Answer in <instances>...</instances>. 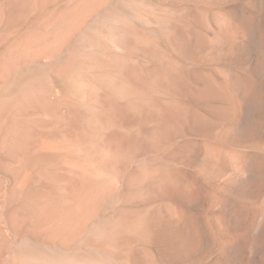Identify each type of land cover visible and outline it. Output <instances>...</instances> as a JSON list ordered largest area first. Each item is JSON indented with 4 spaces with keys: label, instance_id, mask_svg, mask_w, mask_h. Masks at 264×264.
Returning <instances> with one entry per match:
<instances>
[{
    "label": "rangeland",
    "instance_id": "1",
    "mask_svg": "<svg viewBox=\"0 0 264 264\" xmlns=\"http://www.w3.org/2000/svg\"><path fill=\"white\" fill-rule=\"evenodd\" d=\"M54 254L264 264V0H0V264Z\"/></svg>",
    "mask_w": 264,
    "mask_h": 264
},
{
    "label": "bare ground",
    "instance_id": "2",
    "mask_svg": "<svg viewBox=\"0 0 264 264\" xmlns=\"http://www.w3.org/2000/svg\"><path fill=\"white\" fill-rule=\"evenodd\" d=\"M10 31V30H9ZM3 33V32H2ZM32 33H33V31H32ZM24 34H26V33H24ZM34 34V33H33ZM30 35H32V34H30ZM9 36V35H8ZM8 38V37H7ZM55 38V37H54ZM21 43H23V42H21ZM25 43V42H24ZM17 44V43H16ZM16 44H15V46H16ZM18 45V44H17ZM47 45V44H46ZM9 46H11V44L9 45ZM8 46V47H9ZM19 46H20V44H19ZM11 48V47H10ZM18 49V48H17ZM4 54V53H3ZM21 60V59H20ZM22 62V61H21ZM10 66V65H9ZM10 72V71H9ZM40 83V82H39ZM45 85V84H44ZM35 88V87H34ZM31 91V90H30ZM37 91V90H36ZM33 92V91H32ZM38 97V96H37ZM22 115V114H21ZM25 116V115H24ZM53 126V125H52ZM38 145V144H37ZM97 151H98V149H97ZM4 152V151H3ZM9 158V157H8ZM2 161V160H1ZM4 162V161H3ZM94 174V173H93ZM76 200H77V198H76ZM76 202V201H75ZM84 202V201H83ZM83 204V203H82ZM82 206V205H81ZM85 207V206H84ZM11 210V209H10ZM9 210V211H10ZM79 210V209H78ZM33 211V210H32ZM8 212V211H7ZM15 212V211H14ZM9 214H10V212H8ZM16 213V212H15ZM12 214V213H11ZM79 214V213H78ZM8 216V215H7ZM12 217V216H11ZM13 217L16 219V217H15V215H13ZM9 218H10V215H9ZM14 219V220H15ZM10 221H12L11 219H10ZM9 224V223H8ZM23 226V225H22ZM22 229H23V227H22ZM16 233V232H15ZM15 246V245H14ZM17 246V245H16ZM19 246H20V244H19ZM10 247V246H9ZM20 248V247H19ZM22 249V248H21ZM31 250V249H30ZM36 250H34V252H35ZM31 253H32V251H31ZM37 254V253H36ZM59 254V253H58ZM39 255V254H38ZM55 255V254H54ZM53 256V255H52ZM7 257V256H6ZM54 257V259H53V264H65V262L59 257V256H57V255H55V256H53ZM104 262V261H103ZM102 262V263H103ZM91 263V262H90ZM68 264H71V263H68ZM72 264H74V263H72ZM107 264V263H106Z\"/></svg>",
    "mask_w": 264,
    "mask_h": 264
}]
</instances>
